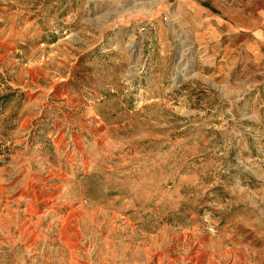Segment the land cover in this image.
<instances>
[{
  "label": "rangeland",
  "instance_id": "rangeland-1",
  "mask_svg": "<svg viewBox=\"0 0 264 264\" xmlns=\"http://www.w3.org/2000/svg\"><path fill=\"white\" fill-rule=\"evenodd\" d=\"M0 264H264V0H0Z\"/></svg>",
  "mask_w": 264,
  "mask_h": 264
}]
</instances>
